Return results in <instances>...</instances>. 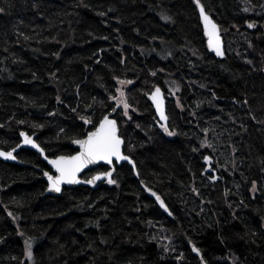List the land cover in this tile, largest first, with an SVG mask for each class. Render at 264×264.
Masks as SVG:
<instances>
[{
    "label": "trees",
    "instance_id": "16d2710c",
    "mask_svg": "<svg viewBox=\"0 0 264 264\" xmlns=\"http://www.w3.org/2000/svg\"><path fill=\"white\" fill-rule=\"evenodd\" d=\"M201 3L223 58L194 0H0V148L26 131L48 156L72 155L93 130L79 117L98 125L111 113L139 172L125 162L114 185L43 197L38 152L0 159V264H264V0ZM120 80L132 82L130 120L109 98ZM156 86L175 135L158 126Z\"/></svg>",
    "mask_w": 264,
    "mask_h": 264
},
{
    "label": "snow or ice",
    "instance_id": "6c2138e0",
    "mask_svg": "<svg viewBox=\"0 0 264 264\" xmlns=\"http://www.w3.org/2000/svg\"><path fill=\"white\" fill-rule=\"evenodd\" d=\"M194 3L199 8L200 17L203 20L204 31L208 37V47L212 49L217 56H224L225 53L222 48L220 37V26L205 11V6L203 3H201V0H194ZM248 10L249 9L245 8V11ZM2 11H4V9L0 8V12ZM164 19L168 20L171 18L165 16ZM248 27H255V24L249 23ZM248 63H251V61H248ZM152 75L154 76L156 75V73L153 72ZM119 83L130 84L132 82L120 80ZM117 92H119V96H110L109 98L117 101L118 105L123 106V116L128 117V119L130 120L131 116H129L128 114V109L131 107V105L128 103L126 94L122 89H117ZM151 99L155 104L157 112L159 113L160 121H164V123H160V128H162L163 131L169 136L175 135V133L170 131L168 127V116L166 115L164 110V98L161 89L158 86L155 88V91L152 92ZM57 101L62 103L59 96L57 97ZM245 103H247V101H245ZM88 107H91V105H89ZM71 110L75 112L76 108H72ZM112 111L115 112L116 108H113ZM79 119L83 120L87 124H92L94 130L87 132L83 139L73 140V143L80 146V150L76 152L75 155L55 156V158L49 161V163L54 166L56 172L58 173V175L55 176L48 172L44 173V175L48 178L49 190L60 192L61 185L63 183H80V180L78 179V173H80L89 164H94L99 161H104L107 164L111 165L113 163V158H115L117 161H129L130 163H132L133 167H135V161H132L130 156H126L122 152V145L124 144V140L119 134V127L116 119H111L108 115H105L101 120H99L98 125L94 124L90 118L85 116H80ZM19 123L23 124L24 121H19ZM0 127H2V125H0ZM37 127H43V125H37ZM137 127H140V125H137ZM61 131L63 132L64 129H61ZM20 136L24 137V144L32 145L33 147L39 149L41 153L44 152V149L41 148L34 139L28 136L27 133L21 132ZM19 147L20 145L17 144L16 147L11 148V150L9 151H3L2 149H0V156L15 160L16 156L13 153ZM208 147H211V145L209 144ZM45 159H47V157H45ZM204 159L210 161L211 157H205ZM114 171L115 169L113 168L109 171L98 173L91 179L84 181V183L95 184L96 181L106 177L108 178V183L114 185L117 183L115 179L111 178ZM136 174L139 175L138 172ZM253 188H255V182H253ZM193 190L195 191V189ZM149 191H151V189H149ZM153 195L156 194L153 193ZM156 199L160 201V204L167 211V206L164 204V201L161 200L159 196H156ZM9 215L11 216L12 214L9 213ZM25 245L26 255L29 259H31L33 256L31 240H26ZM193 251L199 253L200 249L196 248L195 245H193ZM201 260L203 261L202 256Z\"/></svg>",
    "mask_w": 264,
    "mask_h": 264
},
{
    "label": "water",
    "instance_id": "95a60500",
    "mask_svg": "<svg viewBox=\"0 0 264 264\" xmlns=\"http://www.w3.org/2000/svg\"><path fill=\"white\" fill-rule=\"evenodd\" d=\"M205 11H206V9H205ZM207 12V11H206ZM208 13V12H207ZM210 16H211V18L216 22V20L212 17V15L210 14V13H208ZM200 15V14H199ZM200 22H201V26H202V28H203V31H204V24H203V20L201 19V17H200ZM217 23V22H216ZM218 24V23H217ZM219 25V24H218ZM220 26V25H219ZM204 33H205V31H204ZM205 35H206V33H205ZM220 37H221V44H222V48H223V50H224V53L226 54V43H225V40H224V37H223V35H222V33H221V29H220ZM206 38H207V46H208V37H207V35H206ZM209 48V47H208ZM209 50L210 51H212L214 54H215V52L212 50V49H210L209 48ZM216 55V54H215ZM217 56V55H216ZM225 56V55H224ZM224 56H217V57H219V58H223ZM157 87V86H156ZM155 87V88H156ZM160 89H161V92H162V94H163V98H164V110H165V113H166V115L168 116V121H167V124H168V127H169V120H170V118H169V115H168V112H167V98H166V95H165V92H164V90L160 87V86H158ZM155 88L153 89V91L152 92H154L155 91ZM152 92L149 94V100H150V102L152 103V105H153V107H154V110H155V112H156V116H157V119H158V121H159V123H158V126H160V123H164V121H160V117H159V113L157 112V110H156V107H155V104H154V102L152 101V99H151V94H152ZM106 115H108L111 119H116L117 120V118L116 117H114V116H112L111 115V113H107ZM117 123H118V127H119V134L121 135V129H120V125H119V122H118V120H117ZM94 130V129H93ZM21 132H25V133H27L28 134V136H30L32 139H34L35 141H36V143L37 144H39L38 143V141L36 140V134L34 133V134H29L28 132H26V131H21ZM121 137H122V139L124 140V144L122 145V152H123V154L124 155H126V156H130V155H128V154H126V152H125V139H124V137L121 135ZM84 138V137H83ZM83 138H81V139H83ZM23 140H24V137H22L21 136V141H20V143H19V145H20V147L19 148H17L16 149V151L13 153L15 156H16V159L15 160H12V159H7V158H5V157H2V156H0V159L1 160H3V161H5V162H9V163H18V164H21V165H23L24 163H22L19 159H18V157H17V153L19 152V150L21 149V148H27V149H31V150H34V151H36V152H38L40 155H41V157H42V159L47 163V165L49 166V168H50V170H45L43 173H45V172H48V173H50V174H52V175H58V173L56 172V170H55V168H54V166L51 164V163H49V161L51 160V159H53V158H55V157H50V156H48L47 155V153H46V151L44 150V152L43 153H41L40 151H39V149H37V148H35V147H33L32 145H26V144H24L23 143ZM40 145V144H39ZM71 145L74 147V148H76V152H78L79 150H80V146L79 145H77V144H75V143H73V141L71 142ZM16 147V146H15ZM41 148H42V146H40ZM14 148V147H13ZM0 149H2L3 151H9V150H11V149H4V148H0ZM76 152L74 153V154H72V155H75L76 154ZM59 156H61V155H59ZM64 156H67V155H64ZM45 157H47V159H45ZM131 157V156H130ZM131 160L132 161H135L132 157H131ZM125 162H127V163H129L132 167H133V165H132V163H130L129 161H117L115 158H113V163L111 164V165H109V164H107L106 162H104V161H99V162H96V163H94V164H89L86 168H84L80 173H78V179L80 180V183H73V184H68V183H63L62 185H61V191L60 192H55V191H52V190H49V182H48V178H47V176H45L44 174V179H45V181H46V183H47V187H46V190H45V192H44V194H43V197H45V196H47V195H60L61 193H62V191H63V189H64V187H75V186H80V185H84V186H90V187H92V188H97L98 187V185L100 184V183H103V182H108V178H102L101 180H98V181H96L95 182V184H87V183H84V181H86V180H89V179H91L94 175H96V174H98V173H101V172H98V173H96V174H94L92 177H90V178H84L83 177V174L85 173V172H87V171H89V170H91L92 168H95V167H97V166H99L100 164H106L107 166H108V170H106V171H109L110 169H115V171L113 172V175H112V179H113V177H114V174H115V172H116V165H122L123 163H125ZM133 169H134V171H135V174L138 172V169H137V165H136V162H135V167H133ZM106 171H104V172H106ZM139 173V172H138ZM136 176L137 177H139V175H137L136 174ZM142 187H143V189L145 190V192L150 196V197H152V198H154L155 200H156V202L158 203V205L165 211V212H167L168 214L169 213H171L170 212V210H169V208H168V205L166 204V202L164 201V199L154 190V189H152V188H150V187H148L145 183H143L142 182ZM149 189H151V191H149ZM153 193H155L156 195H153ZM156 196H159L160 198H161V200H163L164 201V204L167 206V211L165 210V208L160 204V201H158L157 199H156ZM171 215V214H170ZM191 245V248L193 249V243H191L190 244ZM196 247V246H195ZM197 248V247H196ZM194 253L195 254H197V255H201V251L199 252V253H197V252H195L194 251Z\"/></svg>",
    "mask_w": 264,
    "mask_h": 264
},
{
    "label": "rangeland",
    "instance_id": "374dc122",
    "mask_svg": "<svg viewBox=\"0 0 264 264\" xmlns=\"http://www.w3.org/2000/svg\"><path fill=\"white\" fill-rule=\"evenodd\" d=\"M124 81V80H123ZM131 85V83L130 84H121V83H119V87H118V89H122L124 92H125V94H126V89L129 87ZM116 96H119V92H117V94H116ZM116 104H117V101H115V100H113ZM117 107H121L122 109H123V106L122 105H118L117 104ZM131 108V107H130ZM130 108L128 109V114H129V111H130ZM124 110V109H123ZM256 190H255V188H253V192H255Z\"/></svg>",
    "mask_w": 264,
    "mask_h": 264
},
{
    "label": "flooded vegetation",
    "instance_id": "af4514ba",
    "mask_svg": "<svg viewBox=\"0 0 264 264\" xmlns=\"http://www.w3.org/2000/svg\"><path fill=\"white\" fill-rule=\"evenodd\" d=\"M99 172H104V171H99ZM96 173H98V172H95V173H93L92 175H90L89 177H87V178H90V177H92L94 174H96ZM84 177V176H83ZM85 178V177H84Z\"/></svg>",
    "mask_w": 264,
    "mask_h": 264
}]
</instances>
